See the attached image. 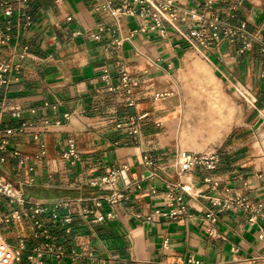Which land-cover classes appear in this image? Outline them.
<instances>
[{"label":"crops","instance_id":"crops-1","mask_svg":"<svg viewBox=\"0 0 264 264\" xmlns=\"http://www.w3.org/2000/svg\"><path fill=\"white\" fill-rule=\"evenodd\" d=\"M114 1L136 14L116 23L93 0H0V64L20 66L0 91V178L30 201L70 203L71 215L59 212L70 224L45 217L54 240L77 251L70 264H264V0H170L176 19L166 18L181 33L167 21L157 28L135 0ZM185 13L244 24L255 37L252 51L240 55V40L201 46ZM176 78L184 113L172 98ZM228 83L248 93L249 124L242 125ZM210 114L218 123L198 131ZM182 115L183 145L192 138L221 144L214 171L187 175V216L170 220L154 212L165 207L167 186L186 177L178 176L174 146ZM70 142L78 158L65 157ZM117 168L125 169L119 188L129 183L133 192L96 209L104 220L94 223L84 207L112 192L92 183ZM1 231L12 245L27 239L29 251L42 243L30 225ZM45 264L56 263L46 256Z\"/></svg>","mask_w":264,"mask_h":264},{"label":"built area","instance_id":"built-area-1","mask_svg":"<svg viewBox=\"0 0 264 264\" xmlns=\"http://www.w3.org/2000/svg\"><path fill=\"white\" fill-rule=\"evenodd\" d=\"M19 5L26 0H13ZM96 2V10L107 13L116 23L124 15L134 16L136 11L129 7H120L114 0H93ZM139 2L143 8L141 12H152V17L156 22V27L161 28L162 22L167 21L174 28L171 20L176 19L177 10L174 3L170 0H135ZM206 5L211 6L212 1H208ZM6 15H12V9L8 8ZM169 16V20L166 18ZM191 17L196 25V29L191 28V35L196 30L194 36L199 40L201 46L212 47L224 42H235L240 40L243 42V47L239 51L240 55L250 52L253 49V40L255 37L249 34L243 24L240 27H233L223 23L218 17L207 19L199 15H190L185 13L182 21H186V17ZM177 29V28H176ZM177 31L181 33L178 29ZM200 52L198 48H195ZM261 53L264 57V45ZM19 72L20 66H11V63L0 64V91L6 89L10 85L8 77L11 71ZM129 86V80L124 81V87ZM129 128L132 135H137L139 127L137 121L133 118L129 121ZM67 159L78 158L76 147L73 142L69 144V150L65 154ZM218 163L215 153H196L184 152L178 156L176 161V170L179 177H185L191 173L196 167H202L207 171H214ZM125 169H113L101 179L92 183L93 188H98L101 191H111V195H105L94 199V204L86 205L83 209L85 217L94 216V223H100L104 220L103 215H96L95 210L103 207L104 203L109 206L120 204L133 192L134 186L131 184L119 188L120 182L123 180ZM140 189V186H137ZM192 191L186 182L180 180L178 183H170L166 188L165 207L155 210L154 215L170 220L183 219L187 216L188 205L185 195H191ZM2 198L6 200L5 207L2 204ZM241 208L250 209L245 204L240 205ZM66 210L71 215L70 203L68 201H59L53 203L33 202L25 197V195L17 191L12 185L0 178V264H45V257L50 256L56 264H70L77 258L78 253L75 249H68L64 244L57 243L51 233V230L46 223V216L54 221H59L63 224H70V219L61 220L59 217L60 210ZM6 210H9L7 212ZM113 213L108 214L111 218ZM148 221H152L153 217H148ZM22 225L32 226L36 232L33 235V240L41 241L40 245H36L30 251L27 248V243L24 238L18 237L16 245L10 244L3 236L1 226ZM167 242L164 247L167 248ZM101 264H105L102 263Z\"/></svg>","mask_w":264,"mask_h":264},{"label":"rangeland","instance_id":"rangeland-1","mask_svg":"<svg viewBox=\"0 0 264 264\" xmlns=\"http://www.w3.org/2000/svg\"><path fill=\"white\" fill-rule=\"evenodd\" d=\"M224 86H225L226 91L229 93V95L232 97L233 101L238 106L239 118L241 119L242 116H243V123H242V125L249 124L250 121H248L249 122L248 123V122L245 121V119L251 113V111L254 109V107H252L251 105H249L248 104L249 102L247 103V101H246V96L248 95V93H246V91L242 87H239V89L237 90L234 87H232L229 83L226 84V85H224ZM176 87H177L176 88V91L174 93H172V98L175 100L176 107L179 108L180 111L183 110V113H184L185 105H186V99H185V96H184V92L182 90V83L177 78H176ZM224 96H225V94H224ZM183 115L181 116V119L177 120V122H176V137H175V140H174V146L178 149V153L176 154V156H179L184 151L185 152H196V151H199L200 152V151H203L206 148H208L207 150H209V149L212 150V152H210V153H214V151L218 148V146L221 143L203 146L202 145V142L205 139H202V138H192V139H190V142H191V145L190 146L183 145V143L181 141V130H182V127H183ZM210 116H214V115L213 114H210V115H207V116H203L196 123V129L198 131H202V130H204L207 127L215 126L218 123V122L214 123V120H210L209 121L207 119L208 120L207 121L206 118H208ZM211 131H212V129H207V132H211ZM206 140L207 141H210L211 143L212 142L213 143L214 142L216 143V141H219L220 139H217V138H207ZM196 153H198V152H196ZM9 237H11V234H8V233L4 236L5 239H7ZM11 240L13 241V239H11ZM25 240H27V239H25ZM7 241L11 244V242L9 240H7Z\"/></svg>","mask_w":264,"mask_h":264},{"label":"bare ground","instance_id":"bare-ground-1","mask_svg":"<svg viewBox=\"0 0 264 264\" xmlns=\"http://www.w3.org/2000/svg\"><path fill=\"white\" fill-rule=\"evenodd\" d=\"M207 119H208L209 121H210V120H214V123L218 122V120H219L218 117H214V116H210V117L206 118V120H207ZM204 120H205V119H204ZM208 120H207V121H208ZM212 122H213V121H212ZM210 124H211V123H210ZM221 127H222V126H221ZM224 130H225V129H224ZM184 152H185V151H184ZM184 152H183V153H184ZM210 152H212V151L207 150V151L200 152V153H207V154H210ZM183 153H182V154H183ZM184 181L187 182V183L189 184V186H190V188H191V191H192V187H191V185H190V178H189L188 176H186V177L184 178Z\"/></svg>","mask_w":264,"mask_h":264},{"label":"water","instance_id":"water-1","mask_svg":"<svg viewBox=\"0 0 264 264\" xmlns=\"http://www.w3.org/2000/svg\"><path fill=\"white\" fill-rule=\"evenodd\" d=\"M260 124H261V123L259 122V123H258V126H259Z\"/></svg>","mask_w":264,"mask_h":264}]
</instances>
